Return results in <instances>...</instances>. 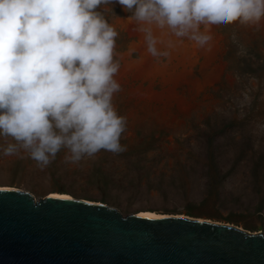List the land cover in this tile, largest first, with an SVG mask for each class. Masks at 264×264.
Returning <instances> with one entry per match:
<instances>
[{
  "label": "rangeland",
  "instance_id": "obj_1",
  "mask_svg": "<svg viewBox=\"0 0 264 264\" xmlns=\"http://www.w3.org/2000/svg\"><path fill=\"white\" fill-rule=\"evenodd\" d=\"M100 10L118 32L121 67L115 79L121 89L113 103L126 117L124 150H101L73 162L62 149L41 167L23 149L5 155L15 141L0 136V187L37 199L67 194L124 215H183L264 233V20L213 27V39H221L205 85L201 49L182 60L180 47H192V40L154 28L157 47L170 52L154 57L140 22L129 20L132 13L118 0ZM141 60V67L124 70L127 62ZM101 174L109 185L93 180Z\"/></svg>",
  "mask_w": 264,
  "mask_h": 264
},
{
  "label": "clouds",
  "instance_id": "obj_2",
  "mask_svg": "<svg viewBox=\"0 0 264 264\" xmlns=\"http://www.w3.org/2000/svg\"><path fill=\"white\" fill-rule=\"evenodd\" d=\"M115 0H0V136L43 167L62 149L73 162L121 152L126 117L113 96L118 32L100 10ZM140 22L147 51L167 57L154 28L204 47L211 29L264 20V0H118ZM182 42V41H181ZM174 46L168 41L167 48Z\"/></svg>",
  "mask_w": 264,
  "mask_h": 264
},
{
  "label": "water",
  "instance_id": "obj_3",
  "mask_svg": "<svg viewBox=\"0 0 264 264\" xmlns=\"http://www.w3.org/2000/svg\"><path fill=\"white\" fill-rule=\"evenodd\" d=\"M0 264H264V233L0 187Z\"/></svg>",
  "mask_w": 264,
  "mask_h": 264
},
{
  "label": "bare ground",
  "instance_id": "obj_4",
  "mask_svg": "<svg viewBox=\"0 0 264 264\" xmlns=\"http://www.w3.org/2000/svg\"><path fill=\"white\" fill-rule=\"evenodd\" d=\"M165 29H159V28H156V32L159 34V35H162L163 32H164ZM168 31V30H167ZM166 31V32H167ZM170 32V31H169ZM166 33H164L165 35ZM171 35V34H170ZM175 37V36H174ZM211 40L208 42V44L204 47H199L195 41H192L193 42V46L189 47L187 44H183L181 45L180 47V52L182 53V57H183V61L187 60L188 59V55H189V52L191 51L192 53L196 54L198 49H201L202 51V56L205 58V62L202 67V74L205 78V85L207 83H209L211 81L210 78L212 77H209L210 74H211V69H212V62L215 60V53H216V50L218 48V42L220 41L221 38H217V39H213V28L211 29ZM160 39V38H159ZM214 41V42H213ZM187 42V41H186ZM182 44V43H181ZM127 56H130V54H128ZM190 60V59H189ZM192 61V60H191ZM216 61V60H215ZM144 60H141L139 62H132V63H129L127 62L126 65H125V68L124 70L125 71H129L130 69H132L134 66L136 67H141L142 64H144ZM194 63V62H193ZM176 68V67H175ZM177 70V69H176ZM157 72H159L157 70ZM161 72V71H160ZM153 73V72H152ZM164 73V72H162ZM187 73L186 69H184L181 74H185ZM165 74V73H164ZM191 74V72L189 73ZM188 74V75H189ZM175 75V74H174ZM187 75V74H186ZM155 77V76H154ZM180 79V78H179ZM182 79V78H181ZM201 86V85H200ZM145 213V215H148V216H152V217H156V216H161L159 214H156V213H152V212H143Z\"/></svg>",
  "mask_w": 264,
  "mask_h": 264
},
{
  "label": "trees",
  "instance_id": "obj_5",
  "mask_svg": "<svg viewBox=\"0 0 264 264\" xmlns=\"http://www.w3.org/2000/svg\"><path fill=\"white\" fill-rule=\"evenodd\" d=\"M92 178H93V180H95V182L96 181H100L101 183L106 184V185H109V183H110V181L108 180V177H104L103 174H101V175H95ZM188 215H192V214L189 213Z\"/></svg>",
  "mask_w": 264,
  "mask_h": 264
}]
</instances>
